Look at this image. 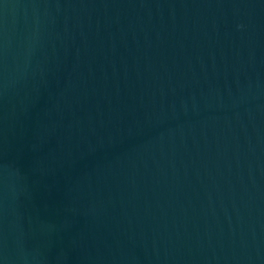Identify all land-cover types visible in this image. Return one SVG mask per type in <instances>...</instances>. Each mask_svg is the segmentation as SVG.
<instances>
[{
  "label": "water",
  "instance_id": "obj_1",
  "mask_svg": "<svg viewBox=\"0 0 264 264\" xmlns=\"http://www.w3.org/2000/svg\"><path fill=\"white\" fill-rule=\"evenodd\" d=\"M0 264H264V0H0Z\"/></svg>",
  "mask_w": 264,
  "mask_h": 264
}]
</instances>
